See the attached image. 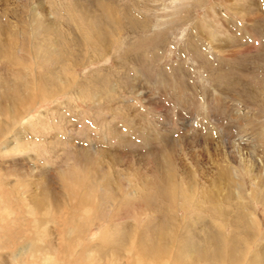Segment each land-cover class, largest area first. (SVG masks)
<instances>
[{
    "label": "rangeland",
    "instance_id": "374dc122",
    "mask_svg": "<svg viewBox=\"0 0 264 264\" xmlns=\"http://www.w3.org/2000/svg\"><path fill=\"white\" fill-rule=\"evenodd\" d=\"M18 46L22 58L29 52V61H18ZM36 54L54 59L46 66L51 76L40 77L29 117L0 135V194L17 211L23 208L8 188L14 186L19 193L27 184L38 191L43 175L67 170L79 148L118 171L110 174L123 183L131 172L123 167L126 160L134 165L145 148H159V142H149L147 136L172 134L181 148L173 151L187 163L189 149L202 158L208 146L201 140L206 128L214 139L209 151L219 142L220 153L228 159L239 152L247 155L253 169L242 170L237 157L234 166L248 192L260 190L264 0H0V89L1 65L21 79V72L32 71ZM39 63L44 64L42 59ZM46 166L52 169L46 171ZM180 203L176 198L175 206ZM91 215L86 236L94 240L103 224L95 225ZM127 215L128 222L134 218ZM60 219L56 229L49 230V223L40 231L47 243L61 246L72 223L61 224ZM232 221L231 215L220 218L228 237ZM246 221L242 215L238 223L232 222L236 236L244 235ZM194 235V242L205 239ZM259 241H264V225ZM255 243H248L251 253L264 247ZM12 250L11 261L2 264H15L17 246Z\"/></svg>",
    "mask_w": 264,
    "mask_h": 264
},
{
    "label": "bare ground",
    "instance_id": "6f19581e",
    "mask_svg": "<svg viewBox=\"0 0 264 264\" xmlns=\"http://www.w3.org/2000/svg\"><path fill=\"white\" fill-rule=\"evenodd\" d=\"M19 46L18 61H29V52L22 58ZM35 56L31 58L35 59L32 71L21 72V79L15 75L14 78L11 71L6 73V64L1 65L4 85L0 89V135L29 117L40 77L43 75L46 80L51 76L46 66L51 67L54 59ZM41 59L44 64L39 63ZM202 131V144L210 146L213 137L207 128ZM146 139L158 141L159 148H145L134 162L135 167L129 164L131 160L129 163L126 160L123 167L131 172L123 183L110 174L118 171L112 172L115 169L107 163L104 165L96 154L83 153L79 148L72 153L67 170L44 174L42 181L38 179V191H31L27 184L21 185L19 193L13 191L14 186L8 188L20 202L21 211L0 194V264L4 259L11 261L12 249L16 246L15 264H28L25 262L28 258L35 261L31 264H127L124 259H128V264H264V247L251 253L248 246L258 241L259 228L264 225V182L260 190L248 192L233 161L237 157V165L242 170L253 169L247 155L239 152L233 160L228 159L220 153L218 142L213 151L204 146L200 160L192 150H187L189 161L186 163L179 151L180 154L173 151L181 148L177 149L179 141L172 134ZM140 160H144V165H140ZM47 169L52 168L46 166ZM131 180L135 185L131 186ZM176 198L180 199L179 206H175ZM129 213L134 216L131 215L132 222H128ZM89 214L94 216L95 225L103 224L94 240L86 236L90 229ZM142 215L144 220H140ZM229 215L234 218L233 223H238L239 216H246L249 224L240 225L244 235L236 236L237 225L230 222L232 233L226 236L220 218ZM59 217L61 224L72 223L64 232L61 246L60 242L49 240L47 243L39 236L49 223V230L56 229ZM194 234L205 239L194 242L191 240ZM257 243L264 246V241Z\"/></svg>",
    "mask_w": 264,
    "mask_h": 264
}]
</instances>
